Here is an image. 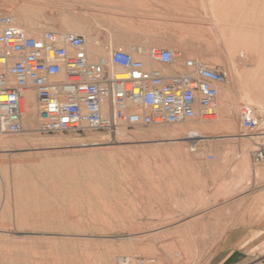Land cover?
<instances>
[{
  "label": "rangeland",
  "instance_id": "374dc122",
  "mask_svg": "<svg viewBox=\"0 0 264 264\" xmlns=\"http://www.w3.org/2000/svg\"><path fill=\"white\" fill-rule=\"evenodd\" d=\"M4 10L24 13L36 21L42 30L31 35L53 29L87 36L89 24L92 34L106 45L99 55L118 47L129 49L128 43L116 41L115 34L123 32L135 46L178 47L180 60L208 53L204 61L226 66L227 71L232 62L229 53H234L239 68L254 57L247 45L231 43L244 37L237 32L264 33L260 19L264 0H0V11ZM240 96L242 90H237L230 70L229 83L219 89L222 121L205 129L207 137L201 138L198 151L191 152L185 142L180 144L183 153L176 156L163 152L159 157L145 154L144 159L141 152L118 151L107 159L86 151L153 146L159 139L152 135L160 126L121 130L115 136L95 131L38 133L36 125H27L19 135L0 134L14 144H0V264H118L123 256L154 258L155 264H206L215 241L228 227L245 216L255 220L264 215V203L260 205L264 201V164H256L253 158V152L264 145V133H258L264 132V105L249 104ZM244 105L253 106L259 117V126L253 131L241 127L239 112ZM231 107L236 113L229 117ZM137 134L148 138L138 140L134 138ZM84 140L108 145L82 150L66 147ZM34 141L64 147L21 150L36 146ZM209 153L215 155L214 160L208 158ZM239 189L251 193L239 196ZM86 198L90 199L84 201ZM258 234L253 233L252 238ZM263 245L250 251L249 258L259 256Z\"/></svg>",
  "mask_w": 264,
  "mask_h": 264
},
{
  "label": "built area",
  "instance_id": "2783aa9c",
  "mask_svg": "<svg viewBox=\"0 0 264 264\" xmlns=\"http://www.w3.org/2000/svg\"><path fill=\"white\" fill-rule=\"evenodd\" d=\"M178 60L172 49L141 45L118 47L92 59L83 34L46 29L31 35L0 11V133L27 130L30 91L36 96L38 133L115 136L121 130L209 119L216 114L219 89L229 83V74L199 58ZM240 119L246 131L259 126L251 105L241 107ZM188 139L190 151H198L201 138ZM253 158L264 163V145ZM118 264H155V259L123 256Z\"/></svg>",
  "mask_w": 264,
  "mask_h": 264
},
{
  "label": "bare ground",
  "instance_id": "6f19581e",
  "mask_svg": "<svg viewBox=\"0 0 264 264\" xmlns=\"http://www.w3.org/2000/svg\"><path fill=\"white\" fill-rule=\"evenodd\" d=\"M12 3V2H11ZM9 4V3H8ZM1 8H4V7H1ZM9 9V6L7 7ZM14 8V7H12ZM11 8V9H12ZM6 9V8H5ZM15 10V9H14ZM9 11V10H8ZM7 11V12H8ZM18 11V10H17ZM137 11V10H136ZM243 11V10H241ZM5 12V10L3 11ZM264 12V11H263ZM24 14V13H23ZM22 13H15V11L13 13H11L10 15L15 19V21L17 22V24L23 29L25 30L27 33H31V34H34L37 30H38V25L28 16L26 15H23ZM243 16V15H242ZM241 17V16H240ZM250 17V16H249ZM81 18V17H80ZM247 18V17H246ZM252 20L256 18V16H252L250 17ZM250 18H247V19H250ZM82 19V18H81ZM244 19V18H243ZM260 19L262 21H264V17L261 15L260 16ZM79 20V19H78ZM246 20V19H245ZM256 20V19H255ZM77 22V21H76ZM91 23V22H90ZM77 24H82L81 22H77ZM76 24V25H77ZM40 26V25H39ZM86 26V25H85ZM84 26V27H85ZM83 27V28H84ZM78 28V27H77ZM80 28V27H79ZM86 28H88V35L86 36L87 38V43H88V52H89V56L90 58L92 59H95L99 56H104V55H99V54H104V50H106V45H105V42L103 40H100L98 37H95L92 32H91V25L87 24ZM40 29V28H39ZM75 29V28H73ZM42 30V29H40ZM79 30V29H78ZM81 31V30H80ZM33 32V33H32ZM39 32V31H38ZM82 32V31H81ZM59 34H63V32H59ZM237 34H244V37L242 39H235L234 41L231 40V43L232 44H245L248 46V50L254 52V57H252V60H251V63H247L243 68H239L238 65H236L235 63V57H234V53H229V56L231 58L230 62L231 63V67L230 70H231V76L232 78H234L235 80V83H236V86H237V90L238 89H241L242 90V96H240L241 98H244L245 100H247V102H250L249 104H251V102H255L260 105H264V33H259V32H256V31H251V32H237ZM234 36V35H233ZM115 38H116V41L118 42H125V43H128L129 44V49L130 48H133L135 45L133 43H130L131 42V39L130 37L126 34V33H123V32H117L115 34ZM239 38V37H238ZM90 43V44H89ZM229 44V43H228ZM90 45V46H89ZM230 45V44H229ZM238 46V45H237ZM239 48V47H238ZM246 48V47H245ZM148 49V48H147ZM240 49V48H239ZM237 49V50H239ZM173 51H175V53H177L178 55H180V49L178 47H175L174 49H172ZM192 51V50H191ZM232 51V50H231ZM235 52V50L233 51ZM249 54V53H248ZM210 55L208 53H198L196 55L197 58H201V59H206L209 57ZM217 56V55H216ZM225 58V57H224ZM227 58V57H226ZM146 62V64L148 66L151 65L150 63V60L148 58H143ZM225 60V59H224ZM222 63H224L222 61ZM220 63V64H222ZM225 64V63H224ZM216 65V64H215ZM223 65V64H222ZM226 65V64H225ZM228 65V63H227ZM222 69H225V67L223 66H220V65H216ZM229 66V65H228ZM227 66V67H228ZM247 67H250V68H247ZM227 71V69H225ZM229 70V69H228ZM230 70L227 71V73L230 75ZM233 91V90H232ZM236 93V92H235ZM259 93V95H257ZM255 94V95H254ZM235 95V94H234ZM238 95V94H237ZM262 97V98H261ZM27 102H28V116L25 120V125L27 126H33V125H37V123L39 122V114H38V108H37V104H36V96H35V93L34 91H30L27 93ZM243 99V100H244ZM241 100V99H240ZM244 100V102H245ZM246 102V103H247ZM263 103V104H262ZM220 104V103H219ZM256 104V105H257ZM258 104V105H259ZM261 106V108H262ZM232 110H230L229 114L227 113V116L230 117V115H234L235 110L233 107H231ZM264 109V108H263ZM215 112L217 114V116H212L210 117L209 119L207 120H202V121H205L204 124H194V125H185L186 123L185 122H188L190 120H187L185 122H177L174 124V127L175 125H181L182 128L178 129V128H174V129H170V128H167L165 126H161V125H158L160 127H158L156 130H157V133H155L156 135H152V137H158V143L153 146H146L144 144L140 145V146H135L134 148H131V145L130 147L129 146H126V147H120V148H106V149H102L104 147H102L101 149L102 150H99V152L97 150H94V151H91V150H86L88 154L90 155H100V156H103V157H106L107 159L111 157L112 153H116L118 151H120L122 153V151H127L126 153L128 152H141L142 154V158L145 159L144 156H146L147 154H151V156H161L163 154V152L167 154H174V156H176L175 154H178V153H183L182 152V149L180 148V144L181 143H185V142H188V138L190 137H194V136H198L199 138H205L207 137V135L204 134V131L207 127H209L210 125H217L219 121H222L220 120L222 117H223V109H222V105H218L216 106L215 108ZM240 114V112H239ZM262 115V114H261ZM259 118V117H258ZM219 119V120H218ZM262 121V120H261ZM260 123V121H259ZM264 124V123H263ZM219 125V124H218ZM228 125H226L225 127H227ZM215 127V126H214ZM217 127V126H216ZM229 127H230V124H229ZM224 128V126H223ZM124 131V130H123ZM122 132V131H121ZM123 133V132H122ZM258 133H264L263 130L258 132ZM1 134V133H0ZM121 135V133H120ZM131 135V134H130ZM151 135V134H150ZM133 136V135H132ZM149 136V135H148ZM147 135L144 136L142 134H137L136 136L134 135V138L140 140V139H146ZM151 137V136H150ZM260 137V136H258ZM262 137V136H261ZM264 137V136H263ZM130 141H135L134 138L130 137ZM148 138V137H147ZM257 138V137H256ZM76 140V139H75ZM201 140V139H200ZM53 141V140H52ZM72 141V140H71ZM78 141V140H77ZM104 141V140H102ZM140 142V141H139ZM118 143V142H117ZM0 144L3 146V147H12L14 146V144L12 142H9V141H5L3 140V138L0 137ZM34 147L32 148H22L21 150H31V149H46V150H49V149H55V148H60V147H64V146H58L56 145L54 142H38V141H34L33 143ZM40 144H43V146H39ZM108 145V143H105V142H100V141H88V140H84V141H80V142H74L71 143L69 145H67L66 147L68 148H72L74 150H82V149H90V147H101V146H106ZM18 146H20L18 144ZM124 146V145H123ZM108 147V146H107ZM133 147V146H132ZM10 149V148H9ZM2 150H6V149H2ZM45 150V151H46ZM117 154V153H116ZM134 155H136L135 153H133ZM140 154V153H139ZM138 154V155H139ZM146 154V155H145ZM47 155V154H46ZM181 155V154H180ZM185 155V154H184ZM89 156V155H88ZM96 157V156H95ZM94 157V158H95ZM92 157H90L91 159ZM100 158V157H99ZM124 158V157H122ZM128 158L130 159L131 157L128 156ZM126 157V159H128ZM135 158H138V157H135ZM147 158V157H146ZM100 160L98 159L97 157V161ZM103 159H101V162H102ZM83 161V160H82ZM96 161V160H95ZM81 162V161H80ZM84 162V161H83ZM86 162H87V159H86ZM100 162V163H101ZM89 163V162H88ZM97 163V162H96ZM99 163V164H100ZM105 163H106V160H105ZM80 164V163H79ZM82 164V162H81ZM84 164V163H83ZM87 164V163H86ZM93 164V163H92ZM98 164V163H97ZM96 164V165H97ZM102 164V163H101ZM103 164H104V160H103ZM111 164V163H110ZM264 164V163H263ZM79 166H82V165H79ZM95 167V165H94ZM81 168V167H80ZM108 168V167H107ZM79 170V169H78ZM84 170V169H83ZM83 170L82 172L80 173H83ZM109 170V169H107ZM80 171V170H79ZM85 171V170H84ZM260 171V170H259ZM258 171V172H259ZM90 172V171H89ZM109 172V171H108ZM263 172V170H262ZM85 173V172H84ZM107 173V172H106ZM104 173V174H106ZM85 174H88L87 172ZM84 174V176H86ZM107 175V174H106ZM83 176V174H82ZM83 176V177H84ZM101 177V176H100ZM105 179V178H104ZM96 181V180H95ZM83 182V181H82ZM86 182V181H84ZM94 182V180H93ZM100 182V181H98ZM87 183V182H86ZM90 184V183H89ZM99 184V183H98ZM102 184V183H101ZM100 184V185H101ZM105 184V183H104ZM96 185H97V182H96ZM103 185V184H102ZM101 185V186H102ZM107 185V184H105ZM98 186V185H97ZM96 186V187H97ZM92 185L90 186V189H91ZM98 188V187H97ZM95 189V188H94ZM92 191V190H90ZM94 192V191H92ZM91 192V193H92ZM37 193V191H36ZM38 193H41L38 192ZM38 195V194H37ZM44 195V194H43ZM41 196V195H40ZM96 196V195H95ZM94 196V197H95ZM45 197V195L43 196V198ZM38 198L39 195H38ZM42 200V198H40ZM39 199V201H41ZM84 199V198H83ZM90 199V198H88ZM86 198V200L84 201H87L88 200ZM38 200V199H36ZM34 200V201H36ZM46 201V199H44ZM48 200V199H47ZM92 200V199H91ZM90 201V200H89ZM37 202V201H36ZM43 202V200H42ZM93 202V200L91 201ZM90 202V203H91ZM48 203V202H47ZM46 203V204H47ZM45 204V203H44ZM45 204V205H46ZM84 204V203H83ZM82 204V205H83ZM88 204V202H87ZM22 205V204H21ZM39 207H40V204H38ZM37 205V206H38ZM91 205V204H90ZM34 206H35V203H34ZM43 206V204H42ZM85 206V205H84ZM87 206V205H86ZM93 206V204H92ZM89 207V206H87ZM25 208V207H24ZM80 209V207H78ZM83 208V206L81 207V209ZM84 209V208H83ZM50 210V209H49ZM30 214V213H29ZM43 215V214H42ZM41 216V215H40ZM40 216H36V217H39ZM103 217V216H102ZM101 217V218H102ZM104 218V217H103ZM38 219V218H36ZM105 219V218H104ZM100 220V219H99ZM103 220V219H102ZM26 222V221H25ZM102 222V221H101ZM82 223V222H81ZM93 223V222H92ZM79 224V223H78ZM83 224V223H82ZM102 224V223H101ZM105 224V223H103ZM80 225V224H79ZM94 226V224H92ZM100 227V226H99ZM106 227V226H105ZM45 233V232H44ZM33 234V233H32ZM66 234V233H65ZM72 237V236H71ZM102 237V236H101ZM120 238H132L131 235H121L119 236ZM44 238V237H43ZM9 247V246H8ZM10 248V247H9ZM172 248V247H171ZM43 249V248H42ZM263 251H264V245L262 247ZM10 251V250H9ZM114 251V250H113ZM115 252V251H114ZM156 253V252H155ZM108 254V253H107ZM113 254V253H112ZM174 254V253H173ZM47 255V254H46ZM110 255V254H109ZM44 256V254H43ZM36 257V256H35ZM107 257V256H106ZM113 257V256H112ZM130 258H132L131 256H128ZM137 257V256H136ZM135 256L133 258H136ZM48 258V257H47ZM121 258V257H120ZM44 260V259H43ZM49 260V259H48ZM51 260V259H50ZM110 261V260H109ZM112 261V260H111ZM49 263V262H48ZM104 264H110L109 262H105ZM161 264V263H160Z\"/></svg>",
  "mask_w": 264,
  "mask_h": 264
},
{
  "label": "crops",
  "instance_id": "0c3cea01",
  "mask_svg": "<svg viewBox=\"0 0 264 264\" xmlns=\"http://www.w3.org/2000/svg\"><path fill=\"white\" fill-rule=\"evenodd\" d=\"M241 188V187H240ZM239 196L247 197L251 192L238 190ZM264 201L260 203L262 205ZM260 232L252 238L253 233ZM264 215L259 219L243 221L228 227L215 241L207 258L206 264H264V251L250 259V251L264 243ZM251 238V239H250ZM249 240V241H248ZM247 241V243H246Z\"/></svg>",
  "mask_w": 264,
  "mask_h": 264
}]
</instances>
